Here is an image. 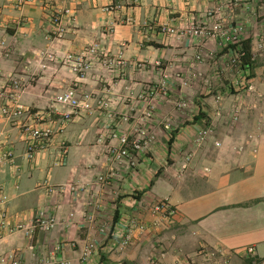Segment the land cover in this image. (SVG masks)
Masks as SVG:
<instances>
[{"label": "crops", "instance_id": "0c3cea01", "mask_svg": "<svg viewBox=\"0 0 264 264\" xmlns=\"http://www.w3.org/2000/svg\"><path fill=\"white\" fill-rule=\"evenodd\" d=\"M64 5L75 17L58 33L50 12ZM218 25L243 27L251 64L225 73L246 81L242 91L220 82L214 98L213 83L194 77L212 76L230 53ZM79 55L92 65L75 68L67 57ZM0 71L26 85L21 101L33 114L23 120L55 130L29 158L19 127L0 114V143L14 150L0 165V264H264V0H0ZM162 83L172 94L164 102L153 91ZM69 86L85 106L55 102ZM183 100L190 113L175 110ZM205 122L212 131L197 143ZM115 133L141 138L132 167L108 156ZM156 201L176 208L171 221ZM40 209L47 229L34 223Z\"/></svg>", "mask_w": 264, "mask_h": 264}, {"label": "built area", "instance_id": "2783aa9c", "mask_svg": "<svg viewBox=\"0 0 264 264\" xmlns=\"http://www.w3.org/2000/svg\"><path fill=\"white\" fill-rule=\"evenodd\" d=\"M33 1L34 0H13V7L18 8L25 4L32 3ZM229 1L233 2L235 0ZM65 17L68 18L69 21H73L75 17L74 10L64 5L60 9L51 10L50 12V22L58 33H61L64 30L63 20ZM217 29L218 34H220V36L223 38L226 45L240 43V26H236L228 32L221 29L219 25L217 26ZM160 31L164 33H174V29L167 26L161 27ZM190 32L196 35H207L208 33L204 29H191ZM96 48L97 47L95 46H91L88 49V51L91 53L90 55L96 54ZM237 52L238 54L243 55V51L238 50ZM196 57L200 58V55H197ZM67 58L73 60L75 68H87L92 64L86 61V59L89 58L85 56L83 57L82 55L74 57L68 56ZM25 89L26 85L20 79L16 78L13 73L2 74L0 71V114L6 121H9L19 127L21 134L24 136L26 154L29 158H33L35 153L41 149L48 140H50L52 135L55 133V130L53 125L37 127L32 122H25L23 120L27 116L33 114L31 112V107L21 101V95L24 93ZM85 97L87 98L88 95H85ZM54 100L63 108H76L85 106V102L80 100L74 86H69L58 93ZM59 114L60 117L58 121L61 125H63L69 120L70 112L63 111L61 113L59 112ZM166 127H168V125H166ZM211 131V128L200 129L198 136L196 137V142L200 143V141H202ZM116 137L118 139V144H109L106 148L108 156L113 162L121 164L125 163L132 167V165L135 163L133 160L134 153L142 148L141 138L135 136L130 139L129 135L126 133L116 134ZM13 157L14 150L10 146L0 143V165L12 162ZM97 179L100 182L108 181L107 177L104 175H99ZM71 188L76 190V188L73 186ZM152 209L154 212H158L166 221H171L176 213V208L166 201H156L152 204ZM52 222V219L45 217V211L43 209L37 211L34 220L35 225L38 224L39 226H44L47 229L48 227L52 226ZM130 223L134 225L136 224L135 221L132 220ZM139 227L143 228L145 227V224L140 223ZM2 229L3 224L0 223V233L2 232ZM13 229H26L27 232V227H25L23 224L15 225ZM243 250L247 255H252L255 252L253 245H249ZM88 253V249L84 250V255H87ZM10 264H21V262L19 259L12 257Z\"/></svg>", "mask_w": 264, "mask_h": 264}, {"label": "rangeland", "instance_id": "374dc122", "mask_svg": "<svg viewBox=\"0 0 264 264\" xmlns=\"http://www.w3.org/2000/svg\"><path fill=\"white\" fill-rule=\"evenodd\" d=\"M235 2H236V0L232 2L233 5H235ZM238 26L241 27V33H242L243 32V27L241 25H238ZM193 29H204V30H206L202 26H199V27L195 26V27H193ZM238 45H239L238 47L240 48L241 47V43H239ZM199 52H201L202 54H200ZM229 52H230L229 55L226 56V58H224V60H221L219 62V64L215 65V68L212 70V76L208 77L207 75H204L203 74L204 72L202 71L197 77H194L195 79L200 80L199 82L205 80V83H209V82L213 83L214 87L212 86L213 87L212 94L215 95L214 98H217V97L219 98V97L223 96L222 95V93H223L222 91H220V90L216 91L215 90V88H217L218 86L222 85L221 83H225L226 85H230V87L227 86V87H229V89L230 88L232 89V91H230V90L227 91L229 93L238 92V91L240 92V91L243 90V87L246 86V81L245 80H243L242 83H240V78H234L233 80H230L229 76L225 74L226 72L228 73V72L231 71L235 75L239 76L237 70L240 69L241 63H242V58H243V55L238 54L237 51H233L232 49H229ZM197 55H200V58H197L196 57ZM193 58H194V61L196 63H203L207 58H209V56L206 54L205 51H203L201 49L199 50V48H197V52L195 53ZM86 61L92 63V57H90L89 59H86ZM167 78L171 79L169 76ZM216 82H217V85H214V83H216ZM154 85H155L154 90H153L154 93L158 92V95H155L157 100H160L161 102H164L166 100V98H170V96L172 95L170 88H168L163 83L162 84H154ZM203 95H205V93L203 91L197 90V92L192 97V99H197L198 101H200L199 98L201 99ZM185 99H186V97H185ZM186 101L183 100V101H178V103L176 102L175 103V107H174L175 110L176 111H183V110L185 111L186 110L188 113H190L191 112L190 111L191 107L189 106L188 100H186ZM151 106H152V108H151L152 112H153V110H157L156 106L154 107L153 104ZM199 113H200V111H199ZM164 124L168 125L167 128L172 129L173 126L181 124V123L180 122L174 123V122L165 120ZM203 124H204L203 128H211V129L213 128V124L212 123L205 122ZM142 125H145V123H142V124L139 123L137 125V127H141ZM201 142L202 141H200V143Z\"/></svg>", "mask_w": 264, "mask_h": 264}, {"label": "trees", "instance_id": "16d2710c", "mask_svg": "<svg viewBox=\"0 0 264 264\" xmlns=\"http://www.w3.org/2000/svg\"><path fill=\"white\" fill-rule=\"evenodd\" d=\"M240 43H241L240 48L238 47L239 46L238 44H229L228 48L232 49L233 51H238V50L243 51V58H242L241 66H245V65L249 66L251 64L250 40L244 39ZM195 118L197 119V116Z\"/></svg>", "mask_w": 264, "mask_h": 264}]
</instances>
